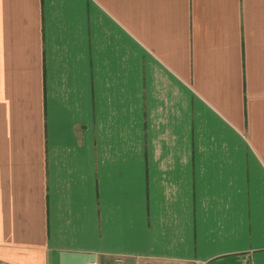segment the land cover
Wrapping results in <instances>:
<instances>
[{"label": "crops", "instance_id": "obj_1", "mask_svg": "<svg viewBox=\"0 0 264 264\" xmlns=\"http://www.w3.org/2000/svg\"><path fill=\"white\" fill-rule=\"evenodd\" d=\"M264 264V0H0V264Z\"/></svg>", "mask_w": 264, "mask_h": 264}, {"label": "built area", "instance_id": "obj_2", "mask_svg": "<svg viewBox=\"0 0 264 264\" xmlns=\"http://www.w3.org/2000/svg\"><path fill=\"white\" fill-rule=\"evenodd\" d=\"M92 264H95V263H92Z\"/></svg>", "mask_w": 264, "mask_h": 264}]
</instances>
